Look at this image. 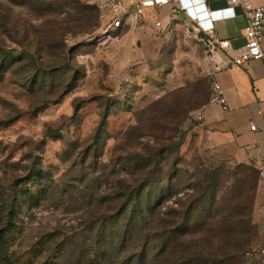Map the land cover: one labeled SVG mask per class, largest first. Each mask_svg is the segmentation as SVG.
Instances as JSON below:
<instances>
[{
	"label": "rangeland",
	"instance_id": "1",
	"mask_svg": "<svg viewBox=\"0 0 264 264\" xmlns=\"http://www.w3.org/2000/svg\"><path fill=\"white\" fill-rule=\"evenodd\" d=\"M102 24L98 0H0V264H78L80 249L108 262L91 242L96 233L80 228L84 202L125 179L124 158H148L155 139L167 148L160 166L176 168L170 190L179 196L207 180L219 203L238 181L246 189L254 183L250 168L185 127L211 83L209 55L191 28L166 25L149 46L126 41L121 30L102 46L92 41ZM2 49L14 60L6 67ZM149 165L154 171V151ZM51 177L57 183L46 191ZM209 194L206 210L214 208ZM252 212L249 244L257 237ZM153 256L149 245L144 264Z\"/></svg>",
	"mask_w": 264,
	"mask_h": 264
},
{
	"label": "trees",
	"instance_id": "2",
	"mask_svg": "<svg viewBox=\"0 0 264 264\" xmlns=\"http://www.w3.org/2000/svg\"><path fill=\"white\" fill-rule=\"evenodd\" d=\"M2 50L1 55H4L1 63L2 67H6L14 60L6 56L7 50ZM208 99L209 90L206 96L202 95L193 110L204 106ZM155 140L154 150L148 152V158L142 157L140 153L130 154L128 160L131 161L124 158L122 170L125 171V179L116 180L102 195H91L84 202L87 210L81 217L83 226L80 228L90 234L96 233L91 242L98 245L103 256H111L107 264H132L130 260H133V264H144L149 245L154 251V264H159L158 255H161L162 264H243L246 251L253 245L249 244L252 239L249 233L251 231L252 234L254 230L250 223V213L258 183L257 169L248 167L254 173V183L250 189L238 181L231 196L220 198L219 203H216L214 197V187L207 184V180L189 184L183 188L187 191L179 196L177 194L181 192L173 193L170 190L176 168L165 172L166 166H160L167 148L161 141ZM83 151V160L86 161L88 151ZM153 151L154 171L149 165ZM47 173L50 175L49 170ZM153 173L154 182L151 180ZM35 177L41 178L33 174L31 179L37 181ZM85 178L82 177V185L86 183ZM54 183L57 181L51 177L46 183V191ZM247 191H251L250 196ZM208 194L212 200L210 207L214 208L206 210L201 205ZM85 197L86 194L82 200ZM102 231L101 236L97 234ZM193 237L198 239L194 240ZM138 238L141 242L139 248L136 246ZM106 240L109 242L105 243ZM118 250H123V257H116ZM88 254L87 250L80 249L78 258L81 260L78 264H106L100 262L97 255L93 260H88ZM236 258L239 260L234 263ZM46 264L52 263L48 261ZM252 264L261 263L255 261Z\"/></svg>",
	"mask_w": 264,
	"mask_h": 264
},
{
	"label": "crops",
	"instance_id": "3",
	"mask_svg": "<svg viewBox=\"0 0 264 264\" xmlns=\"http://www.w3.org/2000/svg\"><path fill=\"white\" fill-rule=\"evenodd\" d=\"M132 6L142 0H122ZM228 0H209V10L222 9ZM254 5H264V0H252ZM192 14L201 11L192 9ZM161 22V29L154 27L153 19L129 24L124 22L126 41L136 37L137 46H149L154 43V32L166 25L183 21L185 26L193 28L187 15L179 12L173 4L154 9V20ZM212 35L219 43H226V48H218L205 65L210 80L217 81L224 93L226 106L205 105L202 108V120L192 123L188 128L200 136L204 144L223 154L237 166L256 169V163L264 162V58L252 60L244 66L228 65L231 58L244 46L245 20L239 9L235 17L213 23ZM130 35V36H129ZM264 51V39L261 41ZM255 130H250V126ZM252 223L256 228L255 246L264 245V179L259 178L254 197Z\"/></svg>",
	"mask_w": 264,
	"mask_h": 264
},
{
	"label": "built area",
	"instance_id": "4",
	"mask_svg": "<svg viewBox=\"0 0 264 264\" xmlns=\"http://www.w3.org/2000/svg\"><path fill=\"white\" fill-rule=\"evenodd\" d=\"M207 1L209 0H142L137 4L128 6L122 0H98L103 24L93 35L92 41L105 46L118 38L116 34L124 22L134 24L147 16V10L154 11L157 7L173 4L179 12L187 15L193 26L191 31L195 34L196 40L205 47L207 54L212 58L218 48H226V43L217 42L212 35L213 23L234 18L235 10L239 9L245 20V43L238 53L231 58L228 65L240 67L252 60L264 58V51L261 48V41L264 39V5L256 6L252 0H228L225 8L209 10L206 7ZM193 7L196 11H201V14H192ZM197 7H202V9L198 10ZM150 18H153L154 27L158 30L161 29V22L158 19L154 20L153 12ZM111 33L114 34L113 38ZM226 104L220 84L212 80L209 87V99L205 105L224 107ZM204 106L188 113L185 121L186 128L192 123L202 120V108ZM250 130H255V126L251 125ZM256 169L259 178L264 179V162L256 163ZM245 259L243 264H252L255 261L264 264V245H252L246 251Z\"/></svg>",
	"mask_w": 264,
	"mask_h": 264
},
{
	"label": "bare ground",
	"instance_id": "5",
	"mask_svg": "<svg viewBox=\"0 0 264 264\" xmlns=\"http://www.w3.org/2000/svg\"><path fill=\"white\" fill-rule=\"evenodd\" d=\"M193 9H194V7H193ZM197 9H198V10H201V9H202V7H201V8H200V7H197Z\"/></svg>",
	"mask_w": 264,
	"mask_h": 264
}]
</instances>
